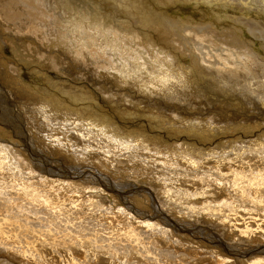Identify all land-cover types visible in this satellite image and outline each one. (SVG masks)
<instances>
[{
	"label": "rangeland",
	"instance_id": "obj_1",
	"mask_svg": "<svg viewBox=\"0 0 264 264\" xmlns=\"http://www.w3.org/2000/svg\"><path fill=\"white\" fill-rule=\"evenodd\" d=\"M189 1L60 0L62 6L68 8L61 11L59 7V11L55 1L52 0L56 8H53V13L59 11L56 13L57 16L61 12L62 18L56 17L54 26L56 30L62 35L71 34L78 37L83 52L85 51L83 42L88 40L89 43L96 44L97 48L103 50L110 61L113 60L108 58L109 53H113L116 59L121 60L117 64L115 61L112 65L115 68H110V71L103 70L109 68L108 65H97L98 71L110 72L104 74L105 79L94 76L93 72L88 73L89 76L84 75V71L78 68L73 70L82 74L74 71H71L72 75L63 74L57 69L48 68L50 65L44 63L46 67L22 65L25 70L21 77L13 80L5 76L0 66V145H3L0 146V164L2 168L4 164L13 167V172L10 170V173H6L10 176L8 180L21 190L27 188L26 192L34 197V201L30 203L28 198L19 196L26 192L19 193L16 188L11 186L8 188V184L2 188L11 190L16 200L6 204L0 201L3 204L0 205L2 206L0 225L4 231L6 230L5 235L11 236L9 242H17L16 237H13L15 234L12 226H16L14 230L20 229L23 234L18 233V244L22 246L23 251L25 250V254L19 256V253L13 250L11 243L7 252L0 251V262L7 259L13 264H38L34 258L40 253L39 251H43V264H46L48 259L50 264H80V262L81 264H264V175L256 174L245 181L238 180L240 184H236L235 190L232 185V177L249 175V166L255 167L256 163H259L263 167L261 170H264V103L258 101V99L264 100L259 95L264 92L263 1L196 2L192 0L191 4ZM29 6L30 9L44 13L36 1L35 9L33 4ZM48 23L50 22L47 21L46 25ZM33 31L36 29H30L27 34L31 36L29 40H33L30 43L36 48L39 39L44 37L34 36L36 32ZM157 35L167 38L164 41L168 46L170 45L167 48L171 47L177 53L175 58H172L173 53L170 57L175 59L174 63L179 60L178 56L182 58L177 66L171 62L164 64L156 61L155 67H164L161 72L148 64L141 65L144 58L152 61L151 55H154L153 57L164 55L166 48L163 49L156 42L154 43ZM14 36L19 38V35ZM98 37L100 39H97ZM13 46V42L0 39V63L5 60L9 64L19 62L13 52ZM119 46L123 47L122 50ZM130 46H132L131 52L122 54V51L130 50ZM238 47L240 50L247 49L251 52L246 62L242 60L243 54ZM73 49L78 50L76 42ZM139 50L141 55L137 53ZM63 53L64 51L61 50L60 54ZM254 56L257 59L251 58ZM137 60L139 68L146 66L153 71V74L150 75L148 71L141 74V70L132 73L130 70L126 71L128 68L124 69V65L135 67ZM64 66L63 70L71 65ZM119 68L124 69L126 74L123 72L121 75ZM240 72L245 74L241 75ZM144 74L147 78L142 76ZM244 84L252 87H246ZM108 88L109 92L106 90ZM19 105L21 108L18 107ZM169 107L172 108L171 111ZM32 109L44 114L55 112L59 121L67 122L69 124L67 132L70 133L69 136L67 135L69 144L65 143L67 142L65 139L62 141L64 144L61 142V145L58 143L60 140L53 141L45 130H39L38 124L34 130L33 123L36 119L30 114ZM69 119L75 120L78 124L82 123L83 126L76 128L74 122L69 123ZM7 120L13 122L15 126L31 129L39 134L42 142H38L39 138L35 134L31 139V145L37 152H41L42 159L35 158L34 153L31 155L28 151L27 153L24 145L16 139L13 132L7 131L5 128ZM42 120L44 121V116ZM59 121L57 120L58 124ZM107 122L113 125L112 129H108ZM86 124L95 133L89 132L91 135L87 136L84 132ZM106 130L109 132L106 133ZM102 136L107 138L108 147ZM112 137L115 141L111 140ZM122 145L127 158L118 157L117 161L129 160L130 169L125 173L123 172L126 162H117L120 166L117 168L119 172L110 165L112 161L116 162L110 149L112 151L114 147L121 149ZM235 148L238 149L236 153ZM134 150L142 161L136 162L135 166L131 167ZM196 151L200 152L201 158L196 157ZM106 158L111 160L110 164ZM201 161L205 163L203 170L198 166ZM19 164L24 167L23 170L18 166ZM68 164L86 168L83 173L88 175L92 184L82 183L84 179L82 177L74 180L80 186L77 189H82V192L68 185L73 182L58 179L66 172L64 170L66 167L70 168ZM138 165L139 167H136ZM144 167L150 170L148 176L142 174ZM255 171L258 172L256 169ZM54 172L61 174L59 177H53ZM156 172L166 177H173L177 173L181 181L191 183L199 177V173L206 174L217 188L209 186L208 190L220 193L221 198L224 196L230 198L232 200L230 203L237 204V211H231L228 218L221 216L218 220L212 214L199 219L197 214L198 211L201 213L200 210L194 209V211L184 207L182 209L175 205L172 211L161 199L164 193L162 194V191L154 185L157 181L154 175ZM11 174H15L18 179H14ZM133 174L137 176L134 175V178ZM106 180L119 183L116 186L126 184L127 191L120 192L114 200L113 196H108L111 194L102 188L106 185ZM216 180L221 181L216 182ZM94 181L96 185L93 184ZM151 181H155L154 184ZM193 184L195 185L196 182ZM132 185L139 188L133 187L135 188L132 189L133 191H128ZM86 186L93 187L88 189H95L104 196L107 195L111 201L118 203L119 207L123 206L125 211L118 213L115 211L116 207L109 208L110 203L108 204L110 210H106L104 208L106 204L87 194L89 190ZM186 186H190V183ZM37 190L38 192H35ZM140 193H144L146 201L144 197H140ZM177 197L178 194L175 201ZM72 199H77L75 203L79 204L78 207L70 206ZM158 204L163 207L164 215L154 218L152 210ZM181 211L185 217L180 214ZM57 213L59 214L55 219L56 223L64 216L69 220V222L57 223L64 232L57 229L47 230V222ZM105 214L107 217L103 218ZM173 216L185 227L180 229L168 224L170 227L165 228L166 220L163 219ZM144 222L159 224H152L154 226L149 227ZM189 225L196 226L197 229L208 227L209 231L207 230L206 234H199L197 229H191ZM212 233L227 246L254 250L241 257L236 252L227 251L221 243L212 244V239L208 236ZM49 234L51 237L45 239ZM64 234L66 236L69 234L73 240L64 237ZM5 235L0 234V239L7 242L6 238H3ZM75 237H79L78 240ZM169 237V240H165ZM209 245L218 249L220 255L214 254L213 248ZM27 249L29 252L26 251ZM23 257H26L25 261ZM52 259L54 262H51Z\"/></svg>",
	"mask_w": 264,
	"mask_h": 264
},
{
	"label": "bare ground",
	"instance_id": "obj_2",
	"mask_svg": "<svg viewBox=\"0 0 264 264\" xmlns=\"http://www.w3.org/2000/svg\"><path fill=\"white\" fill-rule=\"evenodd\" d=\"M35 1L36 3H39L40 6H41V9L44 10V13H42L41 11H38V10H33V9H30L29 7V4H33V8H34V4H35ZM55 3H56V6H57V9L60 7V10L61 11H64L65 9H67L68 7H64L62 6V4L60 3V0H54ZM189 1V0H187ZM191 1L190 0V4H191ZM193 1H196V2H199V1H203V0H193ZM260 1H263L262 2V6L264 7V0H260ZM186 2V1H185ZM188 3V2H187ZM261 3V2H260ZM67 5V4H66ZM185 5H188V4H185ZM68 6V5H67ZM191 6V5H190ZM185 7V6H184ZM45 8V9H44ZM53 8L54 7V3L52 2V0H1L0 1V39L2 40H6V41H9V42H13L14 46H13V52L15 53V56L17 57L18 61L19 62H16V63H12V64H9V62L7 60H5L4 62H1L0 63V66L2 67L3 69V72H5V76L10 79H13V80H17L18 78L21 77L22 75V72L25 70V68L22 66H27L28 65H35L34 67H38L39 65H43L46 67V64L50 65V67L48 68H53V69H57L58 72H63L66 73L67 75H72L71 74V71H74L73 69L75 68H78V69H81V71H84V75H88V73H92L93 72V75L94 76H97L98 78H103L105 79V75L104 74H107V73H110V72H102V71H98L97 70V65H101V64H105V65H108L109 68H105L103 70H106L108 71L110 68L111 69H114L115 67H113L112 65L115 64V61L116 64L119 63V61L121 60H118L115 58L114 54L113 53H109L108 54V58L112 59L113 61H110L109 59H107V57L104 55V52L103 50H100L99 48H97L95 45H92L91 43H89V41H84L83 42V45H84V48H85V51L83 52L81 47L79 46V38L78 37H75L71 34H66V35H62L61 32H59L58 30L55 29V20L57 19L56 17L58 16L59 18H61V12L56 16V13H58L59 11H55L53 13ZM183 8V7H182ZM35 9V8H34ZM56 9V8H55ZM186 9V8H185ZM184 10V8L182 9ZM53 15L55 17H53ZM62 19V18H61ZM49 21L50 23H48L46 25V22ZM74 23V22H73ZM52 25V26H51ZM74 27V26H73ZM30 29H36V31H33L35 33L34 36H42L44 38H40L39 39V45L35 48V46L30 43V42H33V40H29L31 38V36H28V32ZM23 31V32H22ZM22 32V33H21ZM148 32V31H147ZM14 35H19V38H16ZM152 35V34H151ZM51 36V38L49 37ZM95 36V35H94ZM73 38V39H72ZM66 39V40H65ZM88 39V38H87ZM97 39H100V37H98ZM163 39V40H162ZM167 38H161L157 35V37L154 39V43L156 42L157 45L161 46L163 49L166 48V50L164 51V55L161 56V55H158L157 57H153L154 55H151V60L152 61H149L148 59H145L144 58V61L143 63H141V65H149L150 67L154 68V69H157L158 71H162L164 70V67L161 66V67H155V63L156 61L160 63L161 62H164L167 63V62H171V63H174V60L175 59H170L172 53H173V56L172 58H175L176 56V52L173 51L174 49L173 48H167L169 47L166 42L164 43V41H166ZM93 41V40H92ZM76 42L77 44V47H78V50L75 51L73 49V46H74V43ZM41 44H42V47H41ZM130 44H128L129 46ZM238 45H241V44H238ZM120 47V50H122V46H119ZM96 48V50H95ZM126 49V47H125ZM130 50H126V51H122L123 53L122 54H126V53H130L131 52V49H132V46L129 47ZM239 49V47H238ZM64 51V53L61 55L60 54V51ZM240 50V49H239ZM98 51V52H96ZM135 51V49L133 50ZM241 54H243V58L242 59L244 62L247 61V58L251 55V52L247 49H243V50H240ZM242 52H245V53H242ZM138 54L141 55V50L137 51ZM246 53L248 55H246ZM68 54V55H67ZM149 54V53H148ZM70 55V56H69ZM142 58V57H141ZM179 60H177L174 65L177 66L179 64V62L182 60V58H180L178 56ZM252 59H257L256 56L254 57H251ZM46 63V64H44ZM138 60H137V63H136V66H132V65H124V69L125 68H128L126 69L127 70H130L131 72L133 71H138V70H141V74L142 73H146V71L149 72V74H153V71H151L148 67H142V68H139V64H138ZM68 65H71V66H68V68H66L65 70L62 69V67L65 65L67 66ZM63 65V66H62ZM64 66V67H65ZM78 66V67H76ZM119 66V64H118ZM104 67V66H103ZM30 68V67H29ZM102 68V67H101ZM31 69V68H30ZM68 69V71H67ZM122 68H119V72L121 73V75H123V72L125 73L126 71H123L121 70ZM28 70V68H27ZM41 70V69H39ZM121 70V71H120ZM36 71V70H35ZM51 71V70H50ZM54 71V70H53ZM90 71V72H88ZM110 71V70H109ZM144 71V72H143ZM27 72V71H26ZM56 72V70H55ZM74 72H78V73H81L80 71H74ZM112 72V71H111ZM132 72V73H133ZM45 73V72H44ZM264 73V72H263ZM46 74H49L51 75V73L49 72H46ZM82 74V73H81ZM126 74V73H125ZM129 74V73H128ZM137 74V73H135ZM239 74H245L244 72H240ZM53 75V74H52ZM58 75V74H57ZM92 75V74H91ZM133 75V74H132ZM137 75H140L139 73ZM89 76V75H88ZM142 76H145L146 75H142ZM56 77V76H55ZM122 77V76H121ZM6 78V79H7ZM8 78V79H9ZM25 78V77H24ZM52 78V77H51ZM147 78V77H146ZM5 79V80H6ZM102 79V80H103ZM121 79V78H120ZM12 82V80H10ZM96 81V80H95ZM95 84V83H94ZM103 84V83H102ZM13 85V84H12ZM111 85V84H110ZM109 85V86H110ZM153 85V84H152ZM245 85V84H244ZM104 88V85H102ZM246 86V85H245ZM246 87H252V86H246ZM245 87V88H246ZM112 88V87H111ZM257 89V88H256ZM15 90V89H14ZM70 90V88H69ZM108 92H109V88L106 89ZM112 90H114L112 88ZM154 90V89H153ZM156 90V89H155ZM253 90V89H251ZM250 90V92H251ZM258 90V89H257ZM16 91V90H15ZM28 91V90H27ZM248 91V90H247ZM264 91V90H263ZM12 93V92H11ZM248 93V92H247ZM20 94V93H19ZM107 94V93H106ZM13 95V94H12ZM261 95V97H263L264 99V92L259 94ZM263 95V96H262ZM256 96V95H255ZM251 97V96H250ZM255 98V97H254ZM23 99L25 100V98L23 97ZM28 99V98H27ZM26 99V100H27ZM252 99H253V96H252ZM257 99V97L255 98ZM10 100V99H9ZM30 101V99H28ZM259 103H264V100H259ZM167 103V102H166ZM26 104V103H25ZM6 105V104H5ZM263 105V104H261ZM3 106V105H2ZM10 106V105H9ZM15 106V105H14ZM6 107V106H5ZM11 107V106H10ZM13 107V106H12ZM20 107V105L18 106ZM48 107V106H47ZM9 108V107H8ZM21 108V107H20ZM20 108L19 111L20 112H23ZM46 108V107H45ZM50 108V107H49ZM48 108V109H49ZM170 108V111L172 110L171 107ZM169 108H167V110L169 111ZM10 110V109H9ZM8 110V111H9ZM51 110V109H50ZM13 111V110H12ZM44 111V110H42ZM53 111V110H52ZM15 112V111H14ZM48 112V111H47ZM29 113V112H27ZM165 113H166V110H165ZM24 114V113H22ZM32 115H34L35 117V121L33 123V128L35 130V127L37 126V124L39 125V130H45L46 131V134H48V136H50L52 138L53 141H56L58 142L59 140V144L61 145V142L65 140H67V135L69 136V131L67 132V129L69 128V124L67 122H62V120L59 121V119L57 118L56 116V113H40L38 110H34L32 109L31 110V113ZM16 116V115H15ZM13 116L14 118H17ZM20 116L22 117L23 120H25L23 118V116L20 114ZM44 116V121L42 120V117ZM6 120V119H5ZM57 120L59 121V124L57 123ZM4 122V121H2ZM70 122H74L75 124V127L78 128V127H82L83 124L82 123H79L78 122H75V120L73 119H69V123ZM108 125V129H112V126L110 122H107L106 123ZM5 128L7 129V131L9 132H13L14 136L16 137V139H18L20 142H22V144L24 145V149L25 151L29 152V154L31 155L32 153L35 154V158H41L42 154L41 152H37L36 149H34L31 145V139L35 137V134L38 136H36L38 139V142L41 141L40 140V136L39 134L33 132L31 129H23L21 126H15V124H13V122L11 121H5ZM4 127V126H3ZM89 131H87L88 129ZM109 130L105 131L106 133L109 132ZM33 132V133H32ZM44 132V131H43ZM80 132V131H79ZM84 132L86 133L87 136H90L91 134L89 132H93L95 133L90 127H88V125L86 124L85 125V129H84ZM83 132V133H84ZM8 133V132H7ZM83 133H80V135H83ZM111 134V133H110ZM94 136V135H93ZM109 136V135H108ZM95 137H97L95 135ZM101 138L105 139V144L107 145V147L109 146L108 142H107V138L105 136H102ZM112 141H115V139L112 137L111 138ZM29 141V142H28ZM35 141H36V138H35ZM42 142V141H41ZM55 143V142H54ZM65 143H68V140L67 142L65 141ZM62 144H64L62 142ZM69 144V143H68ZM78 144V143H76ZM3 147V145H0ZM64 146V145H63ZM68 146V145H67ZM130 146V145H129ZM53 147V146H52ZM238 147V146H236ZM55 149V148H53ZM17 153H19V151L15 150ZM110 151L113 153V158L116 160V162L109 160L108 158H106L108 160V164H111L110 165H113L116 169L117 168H120L119 164L117 165V162H126V167H124V172H127L129 169H130V166H129V163L127 161V159L125 161H123L122 159L121 160H118L117 161V158H121L122 156H124L125 158L126 157V152H125V149L122 145V148L121 149H118L117 147H114V151H112V149H110ZM238 151V149H234V152L236 153ZM27 152V153H28ZM132 151H129V153H131ZM135 153V155H133V162H131V167L132 166H135L136 162H141V158L140 156L138 157V155L136 154V151L134 150L133 151ZM197 152V156L198 158H201V154L200 152L196 151ZM264 152V151H263ZM81 155V154H80ZM206 157L207 154H204ZM82 156V155H81ZM42 159V158H41ZM43 160H45L43 158ZM47 160V159H46ZM209 160V159H208ZM36 160H34L35 162ZM210 161V160H209ZM49 162V161H48ZM143 164V163H142ZM205 163L203 161H201L200 163H198V166H200L201 170H203V165ZM48 165V164H47ZM69 165V164H68ZM255 165V164H254ZM4 168H2V165L0 164V201L1 202H4L5 204L7 202H11V201H14L16 200L15 199V195L14 193L9 190V189H2L5 185L8 184V188L11 186L13 188H16V191L17 192H26V189L25 188L24 190H21L20 188H18L17 186H15L12 181L8 180V178L10 177L9 175H7L6 173H10V170L12 171L13 167H11L9 164H4L3 165ZM18 166H21L20 164ZM70 168H63L64 170H66V172H64L63 176L59 177L58 174H55L52 173V176H57L59 177L58 179H64V180H68V182H73L72 184H68L70 187H72L74 190H78L80 192H82L81 190L77 189L79 186L78 183H76L74 180L78 178H81L83 179V182L82 183H86V184H92L91 183V180L89 179L88 175L83 173V171H86L85 167L84 166H81L82 168L80 167H76L74 165H69ZM107 166V164H106ZM136 167H139L136 166ZM36 168V167H35ZM145 168V167H144ZM248 172H249V175H246V176H241V177H232V185L234 186V190L236 189V184H240V179H244L243 181H245L248 177L250 176H254V175H264V170H261V165H259V163H256L255 167L254 166H249L248 167ZM5 169V170H3ZM21 169L23 170L24 167L21 166ZM56 169V168H55ZM58 169V168H57ZM136 169V168H134ZM255 169L258 171L256 172ZM148 170L147 168L143 169L142 171V174L143 175H147L148 176ZM43 171V170H42ZM60 171H61V168H60ZM116 171V170H115ZM118 171V169H117ZM116 171V172H117ZM138 172V170H136ZM136 171L134 173H136ZM150 171V170H149ZM13 172V171H12ZM11 172V173H12ZM63 172V170H62ZM119 172V171H118ZM117 172V173H118ZM152 172V171H151ZM155 172V171H154ZM254 172V173H253ZM45 173V172H44ZM123 173H120V174H123ZM14 179H18L15 174H11ZM25 175V174H24ZM42 174H40L41 176ZM125 175V174H124ZM135 174H133V177H134ZM153 175V174H152ZM157 178V181L156 183L154 184V182L151 181L152 184L155 185V187H158L161 191H162V194L164 193L163 197H161L162 201H165L164 203L167 205V207L169 209H173L175 207H173L174 205L178 208H181L183 209V207L185 209L187 208H190V209H195V210H200L201 213H199L198 211V214L197 216L199 217H205V216H208L210 214L213 215L214 218H216L218 220L219 217L221 216H225L226 218L229 217V214L231 213V211H234L236 212L237 211V204H232L230 203L232 200H230V198H227V196H224V198H221V194L220 193H217V192H210V190H208L209 186H213L214 188H216L215 184L214 183H211L210 182V179L207 178L208 175L206 174H203V173H199V177L196 178L195 180H193L194 182H196V186L193 184L194 182H184V181H181L180 180V175L179 174H174L173 177H166L165 175H159V172H156V174H154ZM153 175V176H154ZM194 175V174H192ZM84 176V177H83ZM86 176V177H85ZM129 177V175H127ZM137 176V175H135ZM43 177V175H42ZM225 177V176H223ZM47 178V177H46ZM109 178V177H108ZM131 178V176H130ZM135 178V177H134ZM10 179V178H9ZM32 179V178H31ZM39 179V178H38ZM81 179V180H82ZM113 179V178H112ZM111 179V180H112ZM129 179V178H128ZM146 179V178H145ZM264 179V178H263ZM8 182H7V181ZM121 180V179H120ZM135 180V179H134ZM133 180V181H134ZM144 180V179H143ZM147 180V179H146ZM152 180V179H151ZM154 180V179H153ZM6 181V182H5ZM114 181V180H113ZM130 181V180H129ZM221 180H216V182H220ZM28 182V181H27ZM115 182V181H114ZM118 182V181H117ZM123 182V181H122ZM132 182V181H131ZM44 183V182H43ZM81 183V184H82ZM137 183V182H136ZM135 183V184H136ZM187 183H190V186H186ZM22 184V183H21ZM83 184V185H84ZM93 184H97L96 181H94ZM113 182H110L108 180H106V185H103V189L108 192L109 194L111 195H108V196H113V199L116 198V195H119L120 192H126L127 190V186L126 184L125 185H122L121 186H116L117 184L119 185V183L115 184ZM128 184V183H127ZM138 184V183H137ZM63 185V184H62ZM61 185V186H62ZM66 187H67V184H65ZM221 185V184H220ZM102 186V185H101ZM205 186V188H201V187ZM133 187H136V189L139 188V186H135V185H132L131 187H129L128 191H133L132 189H135ZM197 187V188H196ZM50 188V187H49ZM63 188V187H62ZM86 188H93V187H87ZM233 188V187H232ZM85 189V190H87ZM217 189V188H216ZM84 190V191H85ZM88 195H91L92 197H96L98 198L100 201H102L104 204H106V206L104 207L106 210H110L109 208H113V207H116V210L118 213L122 212V211H125L124 208L122 207H119L120 205H118V203H115L114 201H111L109 199V197L107 195H103L102 193H100L99 191L95 190V189H88ZM140 190V189H139ZM148 190V189H147ZM41 191V190H40ZM64 191V189H63ZM28 192V191H27ZM21 193V195L19 194V196H23V197H26L28 198L27 200L31 203V201H34V197L30 196L28 193ZM35 192H38L35 191ZM53 192V191H52ZM76 192V191H74ZM79 192V193H80ZM139 192V191H138ZM145 192V191H144ZM67 194V193H66ZM141 194V193H140ZM177 194L179 195V197H177V201H175V198L177 196ZM223 194V193H222ZM160 195V194H159ZM225 195V194H224ZM48 196H51V195H48ZM76 196V195H75ZM148 196V195H146ZM223 196V195H222ZM46 197V196H45ZM73 197V196H72ZM101 197V199H100ZM140 197H144V193L140 195ZM108 199L107 201L105 199ZM136 198V197H135ZM180 198V199H179ZM30 199V200H29ZM123 199V198H122ZM125 199V198H124ZM143 199H145V201L147 200L146 197H144ZM26 200V199H25ZM55 200V199H54ZM61 200V199H60ZM77 199H72L70 204V206H74V205H77V207L79 206L78 203H75ZM115 200V199H114ZM138 200V199H137ZM136 200V201H137ZM23 201V200H22ZM48 201V200H46ZM68 201V200H67ZM96 201V200H95ZM94 201V202H95ZM126 201V200H125ZM124 201V202H125ZM139 201V200H138ZM152 201V200H151ZM35 202H38V201H35ZM34 202V203H35ZM66 202V201H64ZM78 202V201H77ZM90 202V201H89ZM88 202V203H89ZM93 202V203H94ZM144 202V201H142ZM23 203V202H22ZM32 202V204H34ZM39 203V202H38ZM48 203H51V201H48ZM80 203V202H79ZM110 203V207L108 208V204ZM123 203V202H122ZM120 203V204H122ZM163 203V205H164ZM14 204V203H13ZM61 204V203H59ZM57 204V205H59ZM97 204V203H96ZM0 205H3L0 203ZM12 205V204H11ZM37 205V204H36ZM56 205V206H57ZM86 205V204H85ZM123 205V204H122ZM125 205V204H124ZM9 206V205H8ZM13 206V205H12ZM28 206V205H27ZM52 206V205H51ZM81 206V205H80ZM136 206V205H135ZM2 207V206H1ZM0 207V208H1ZM20 207V206H18ZM22 207V206H21ZM48 207V206H47ZM145 207V206H144ZM152 207V206H151ZM51 208V207H50ZM55 208V207H54ZM72 208V207H71ZM101 208V207H100ZM135 208V207H134ZM143 208V207H142ZM149 209V208H147ZM184 209V211H185ZM12 210V209H11ZM53 210V209H52ZM145 210V209H144ZM194 210V211H195ZM19 211V210H18ZM34 211V210H33ZM91 211V210H90ZM152 214L154 218L158 217V216H163V207L160 206L158 204V206L156 205V207H154V210H152ZM183 211V210H182ZM182 211H181V215H182ZM183 211V212H184ZM17 212V211H16ZM24 212V211H23ZM29 212V211H28ZM70 212V211H69ZM103 212V211H102ZM110 213H114V211H108ZM145 212V211H144ZM245 212V211H244ZM25 213V212H24ZM67 212H65L66 214ZM116 213V212H115ZM150 213V212H149ZM185 213V212H184ZM58 214L57 215H53L51 217V220H49L47 222V230L49 231H52L53 229H57V230H62L64 232V229L63 228H60L59 225H57L58 222H69V220L64 216L62 218H60V220L56 223L55 220L56 218H58ZM126 214V213H125ZM131 214V213H130ZM141 214V213H140ZM196 214V212H195ZM69 215V214H68ZM117 215V214H116ZM120 215V214H119ZM133 215V214H131ZM184 215V214H183ZM182 215V216H183ZM187 215V214H186ZM193 214H191L192 216ZM243 215V214H242ZM14 216V215H13ZM103 216V215H102ZM106 214L103 216V218H105ZM122 216V215H121ZM143 216V215H142ZM83 217V216H82ZM95 217V216H94ZM107 217V216H106ZM111 217V216H110ZM113 217V216H112ZM111 217V218H112ZM116 217V216H115ZM125 217V215H124ZM132 217V216H131ZM169 217V216H168ZM185 217V216H183ZM189 217V216H187ZM239 217V216H238ZM244 217V216H243ZM252 217V216H251ZM254 217V216H253ZM46 218V217H45ZM127 218V217H126ZM136 218V216H135ZM144 218V217H143ZM175 220H174V219ZM173 218H165L163 220H166L164 221L165 222V225L164 227L165 228H168L170 227L168 224H172V225H175L177 228H180L182 229L183 227H185L182 223L178 222L175 218V216H173ZM190 218V217H189ZM3 219V217H2ZM13 219V218H11ZM102 219V218H101ZM120 218H118L119 220ZM129 219V218H128ZM131 219V218H130ZM129 219V220H130ZM183 219V218H182ZM193 219V218H192ZM191 219V220H192ZM239 219V218H238ZM71 220V219H70ZM121 220V219H120ZM139 220V219H138ZM145 220V219H144ZM157 220V219H156ZM216 220V221H217ZM243 220V219H242ZM253 220V219H252ZM256 220V219H255ZM140 221V220H139ZM202 221V220H201ZM214 222V220H212ZM237 221V220H236ZM3 222V221H1ZM115 222V221H114ZM127 222V221H126ZM138 222V221H137ZM151 222V221H150ZM150 222H144L147 226L149 225H152V224H159V223H150ZM203 222V221H202ZM80 223V222H79ZM123 223V222H122ZM212 223V222H211ZM73 224V223H72ZM138 224V223H137ZM218 224V223H217ZM87 225V224H86ZM64 226V225H63ZM76 226V225H75ZM136 226V225H135ZM143 226V225H142ZM141 226V227H142ZM154 226V225H152ZM163 226V225H162ZM174 226V227H175ZM192 228L194 229H197L196 226H191L189 225ZM251 226V225H250ZM14 227L16 226H12V229H13V233L15 234L13 237H16V241L17 242H9L8 240L11 239V236L8 235H5L6 234V230L4 231L3 228L1 227L0 225V234L2 235H5L3 236V238L5 237L7 242L4 241L3 239H0V251L4 250V251H8L9 249V245L11 243H13V250L15 252H18L19 253V256H21V254H25V250L23 251V248L22 246H20L18 243V233H21L19 230V228H17L18 230H14ZM84 227V226H83ZM91 227V226H90ZM95 227V225H94ZM97 227V226H96ZM134 228V227H133ZM145 228V227H144ZM148 228V227H147ZM165 228H163V230H166ZM208 227H199L197 230V232L199 234H206L207 233V229ZM8 229V228H7ZM44 229V228H43ZM72 229V228H71ZM82 229V228H81ZM85 229V228H84ZM156 229V228H155ZM193 229V230H194ZM24 230V229H22ZM88 230V229H87ZM101 230V229H100ZM123 230V229H122ZM125 230V228H124ZM123 230V231H124ZM129 230V229H128ZM137 230V229H136ZM149 230V229H148ZM154 230V229H153ZM190 230V228L188 229ZM192 230V231H193ZM71 231V230H70ZM69 231V232H70ZM89 231V230H88ZM94 231V230H93ZM161 231V230H160ZM168 231V230H167ZM209 231V230H208ZM248 231V230H247ZM12 232V231H11ZM59 232V231H57ZM84 232V231H83ZM90 232V231H89ZM132 232V231H131ZM138 232V231H137ZM145 232V231H144ZM166 232V231H164ZM176 232V231H175ZM235 232V231H234ZM251 232V231H250ZM61 233V232H60ZM133 233V232H132ZM131 233V234H132ZM211 233V231H210ZM223 233V232H222ZM232 233V232H231ZM249 233V232H248ZM247 233V234H248ZM23 234V233H21ZM74 234V232H73ZM77 234V233H76ZM127 234V233H126ZM130 234V233H129ZM163 234V233H162ZM170 234V233H169ZM168 234V235H169ZM172 234V232H171ZM174 234V233H173ZM176 234V233H175ZM174 234V235H175ZM238 234V233H237ZM25 235V234H24ZM71 235V234H70ZM164 235V234H163ZM177 235V234H176ZM249 235V234H248ZM66 235L64 234V237ZM76 236V235H74ZM99 236V235H98ZM97 236V237H98ZM127 236V235H126ZM134 236V235H133ZM145 236V235H144ZM209 238H211V243L213 244H216L218 245L219 243L222 244V246L224 245L226 248L227 251H231V252H236L238 254L241 255V257H244L245 255L251 253L254 249L253 248H246V249H240V248H237L235 246H227L224 244V242L218 238V236H215L213 233L208 235ZM51 237V234L48 235V237H45L46 238H49ZM61 237H62V234H61ZM68 237V239L70 240H73L72 237L70 236L69 237V234L66 236ZM92 237V236H91ZM128 237V236H127ZM163 237V236H162ZM168 237V236H167ZM233 237V235H232ZM76 239L79 238V237H75ZM74 238V239H75ZM90 238V237H89ZM109 238V237H108ZM165 238V236H164ZM181 238V237H180ZM241 238V237H240ZM51 239V238H50ZM133 239V238H132ZM170 237L168 239H165V240H169ZM172 239V238H171ZM175 239V238H174ZM239 239V238H238ZM15 240V238H14ZM22 240V239H21ZM20 240V241H21ZM44 240V239H43ZM78 240V239H77ZM142 240V239H141ZM156 240V239H155ZM183 240V239H182ZM49 241V240H48ZM148 241V240H147ZM176 241V240H175ZM96 242V241H95ZM93 242V244L95 243ZM103 242V241H102ZM146 242V241H145ZM161 242V241H160ZM159 242V243H160ZM170 242V241H169ZM180 240L177 241V243H179ZM16 243V244H15ZM86 243V242H85ZM97 243V242H96ZM140 243V242H139ZM182 243V242H181ZM236 243V242H235ZM21 244V243H20ZM100 244V242H99ZM98 244V245H99ZM103 244V243H102ZM112 244V243H111ZM141 244V243H140ZM153 244V243H152ZM162 244V243H161ZM165 244V243H163ZM172 244V243H171ZM207 244V243H206ZM220 244V245H221ZM230 244V243H229ZM144 245V244H143ZM72 246V245H71ZM103 246V245H102ZM159 246V245H157ZM162 246V245H161ZM210 246V245H209ZM11 247V246H10ZM85 247V246H84ZM95 247V246H94ZM101 247V246H100ZM150 246H148V249H149ZM211 248H213L212 250L214 254H219V250L217 249H214V246H210ZM259 247V246H258ZM25 248V247H24ZM97 248V247H96ZM153 248V246H152ZM210 248V249H211ZM67 249V248H66ZM65 249V250H66ZM259 249V248H258ZM261 249V248H260ZM12 250V251H13ZM158 250V249H157ZM207 250V249H206ZM209 250V249H208ZM221 250V248H220ZM256 250V249H255ZM27 252H29V250L27 249L26 250ZM151 251V250H150ZM40 253L34 258L38 264H43V261H42V254H44L43 251H39ZM51 252V251H50ZM102 252V251H101ZM193 252V251H192ZM225 252V251H224ZM84 253V252H83ZM175 253V252H174ZM221 253V252H220ZM254 253V252H253ZM160 254V253H159ZM223 254V253H222ZM221 254V255H222ZM22 255V256H23ZM29 255V254H28ZM33 255V253L31 254ZM48 255V253H47ZM53 255V254H52ZM51 255V256H52ZM55 255V254H54ZM96 255V254H95ZM101 255V254H100ZM161 255V254H160ZM27 256V255H26ZM216 256V255H215ZM24 258V257H23ZM26 258V257H25ZM25 258L23 259L25 261ZM50 258V257H49ZM93 258V257H92ZM166 258V257H165ZM220 258V257H219ZM222 258V256H221ZM257 258V257H256ZM260 258V257H259ZM262 258V257H261ZM79 259V258H78ZM85 259V258H84ZM94 259V258H93ZM169 259V258H168ZM47 260V259H46ZM49 260V259H48ZM46 261V264H50L49 261ZM77 260V259H76ZM75 260V261H76ZM222 260V259H221ZM224 260V259H223ZM81 261V260H78V262ZM86 261V260H85ZM104 261V260H103ZM220 261V260H219ZM51 262H54V260L52 259ZM69 262V261H68ZM84 262V261H83ZM76 263V262H75ZM94 263V262H93ZM0 264H13L12 262H10V260L8 261L7 259H5V261H1ZM77 264V263H76ZM79 264V263H78ZM81 264V262H80ZM84 264V263H83ZM117 264V263H116ZM122 264V263H121Z\"/></svg>",
	"mask_w": 264,
	"mask_h": 264
}]
</instances>
